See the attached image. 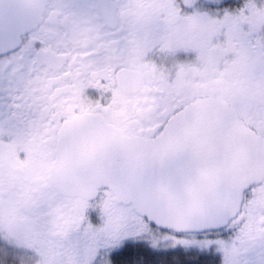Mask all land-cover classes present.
Segmentation results:
<instances>
[{
  "label": "snow or ice",
  "instance_id": "snow-or-ice-1",
  "mask_svg": "<svg viewBox=\"0 0 264 264\" xmlns=\"http://www.w3.org/2000/svg\"><path fill=\"white\" fill-rule=\"evenodd\" d=\"M0 264H264V0H0Z\"/></svg>",
  "mask_w": 264,
  "mask_h": 264
},
{
  "label": "trees",
  "instance_id": "trees-1",
  "mask_svg": "<svg viewBox=\"0 0 264 264\" xmlns=\"http://www.w3.org/2000/svg\"><path fill=\"white\" fill-rule=\"evenodd\" d=\"M148 259H149V260H156V259H154V257H148ZM178 259L183 260V259H186V258H185V257H178Z\"/></svg>",
  "mask_w": 264,
  "mask_h": 264
},
{
  "label": "flooded vegetation",
  "instance_id": "flooded-vegetation-1",
  "mask_svg": "<svg viewBox=\"0 0 264 264\" xmlns=\"http://www.w3.org/2000/svg\"><path fill=\"white\" fill-rule=\"evenodd\" d=\"M154 259H159V258L154 257ZM167 259H178V257H169Z\"/></svg>",
  "mask_w": 264,
  "mask_h": 264
}]
</instances>
